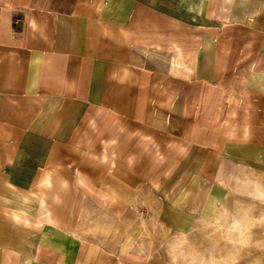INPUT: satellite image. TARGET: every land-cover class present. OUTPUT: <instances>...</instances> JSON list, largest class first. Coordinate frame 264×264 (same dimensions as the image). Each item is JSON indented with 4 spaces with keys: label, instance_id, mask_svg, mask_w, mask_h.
Instances as JSON below:
<instances>
[{
    "label": "crops",
    "instance_id": "1",
    "mask_svg": "<svg viewBox=\"0 0 264 264\" xmlns=\"http://www.w3.org/2000/svg\"><path fill=\"white\" fill-rule=\"evenodd\" d=\"M234 132L264 150V0H0V264H162L110 231L200 219Z\"/></svg>",
    "mask_w": 264,
    "mask_h": 264
},
{
    "label": "rangeland",
    "instance_id": "2",
    "mask_svg": "<svg viewBox=\"0 0 264 264\" xmlns=\"http://www.w3.org/2000/svg\"><path fill=\"white\" fill-rule=\"evenodd\" d=\"M235 133L234 143L227 145L233 159L223 158L219 164L222 178L203 180L198 186L208 189V183L215 188L200 219L186 216L188 228H163L155 197L154 211L137 212L133 219L121 221L126 227H136L110 231V245L121 253L159 256L160 261L155 262L162 264H264V150L248 151L241 143V134ZM205 199L197 197L195 204ZM171 219L177 222L178 215L171 214Z\"/></svg>",
    "mask_w": 264,
    "mask_h": 264
}]
</instances>
